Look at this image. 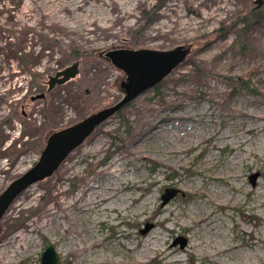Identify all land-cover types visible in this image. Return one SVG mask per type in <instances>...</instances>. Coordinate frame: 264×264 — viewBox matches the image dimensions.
I'll use <instances>...</instances> for the list:
<instances>
[{"label":"rangeland","instance_id":"rangeland-1","mask_svg":"<svg viewBox=\"0 0 264 264\" xmlns=\"http://www.w3.org/2000/svg\"><path fill=\"white\" fill-rule=\"evenodd\" d=\"M253 1L0 0V193L52 131L121 100L105 53L190 48L13 203L0 264H39L45 243L60 264H264V7ZM72 64L78 74L47 91ZM167 189L179 194L162 207Z\"/></svg>","mask_w":264,"mask_h":264},{"label":"water","instance_id":"water-1","mask_svg":"<svg viewBox=\"0 0 264 264\" xmlns=\"http://www.w3.org/2000/svg\"><path fill=\"white\" fill-rule=\"evenodd\" d=\"M264 7V0H254L253 10ZM190 53L189 47L179 46L166 51L138 49V50H114L104 54L114 69L123 73L127 85L122 93V98L110 107L103 108L91 113L74 125L50 134L46 139L45 147L40 152L38 160L24 173L12 180L0 193V234L1 223L13 203L32 185L51 177L58 170L67 157L104 122L121 111L125 106L133 102L146 91L153 89L178 68ZM78 74V65L57 72L47 82V90L51 91L55 86H60L73 79ZM39 95L34 100H42ZM258 174L249 178L252 186L258 179ZM179 191L174 189L165 190L161 197V206H165ZM151 226L141 231L145 234ZM179 244L182 249L185 240L179 238L174 245ZM39 264H60V258L55 248L50 243H45L44 250L40 255Z\"/></svg>","mask_w":264,"mask_h":264},{"label":"bare ground","instance_id":"bare-ground-1","mask_svg":"<svg viewBox=\"0 0 264 264\" xmlns=\"http://www.w3.org/2000/svg\"><path fill=\"white\" fill-rule=\"evenodd\" d=\"M244 118H246V119H248L249 121H258V120H260L261 119V117H259V116H256V115H251V114H247V115H245L244 116ZM252 129H248V131H251ZM164 152L163 153H165L166 155H175V154H179V152L177 151V150H175L174 148H167V149H165V150H163ZM175 157V156H174ZM177 159V158H176ZM105 200H108L107 198H102L101 200H100V202L102 201H104L105 202ZM101 205V204H100ZM100 205L98 206V208L100 207ZM114 210H116V209H114V208H99V211H101V212H113ZM169 254H171V253H164V254H162L163 255V257H167V256H169ZM161 255V254H160ZM161 255V256H162Z\"/></svg>","mask_w":264,"mask_h":264},{"label":"trees","instance_id":"trees-1","mask_svg":"<svg viewBox=\"0 0 264 264\" xmlns=\"http://www.w3.org/2000/svg\"><path fill=\"white\" fill-rule=\"evenodd\" d=\"M126 85H127V82H126V79H125V77H124V75H122V74H120L119 73V81H118V90H119V92L122 94L123 93V91L125 90V88H126ZM129 105V104H128ZM126 107V106H125ZM124 107V108H125ZM66 128V127H65ZM62 129H64V128H61V129H57V130H54V131H52L50 134H52V133H54V132H57V131H59V130H62ZM49 134V135H50ZM48 135V136H49ZM45 144H46V140H45V142H44V144H43V147H42V149L45 147ZM42 149L40 150V152L42 151ZM55 173V172H54ZM53 176V175H52ZM51 176V177H52ZM51 177H49V178H51ZM49 178H47V179H49Z\"/></svg>","mask_w":264,"mask_h":264},{"label":"flooded vegetation","instance_id":"flooded-vegetation-1","mask_svg":"<svg viewBox=\"0 0 264 264\" xmlns=\"http://www.w3.org/2000/svg\"><path fill=\"white\" fill-rule=\"evenodd\" d=\"M48 82V81H47ZM47 82H45V85L47 86ZM48 88V87H47ZM48 91V90H47Z\"/></svg>","mask_w":264,"mask_h":264}]
</instances>
